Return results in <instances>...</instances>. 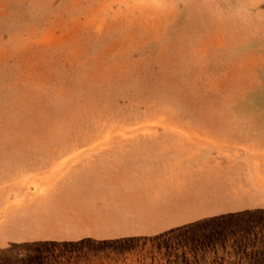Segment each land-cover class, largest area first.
I'll return each instance as SVG.
<instances>
[{"label": "rangeland", "instance_id": "rangeland-1", "mask_svg": "<svg viewBox=\"0 0 264 264\" xmlns=\"http://www.w3.org/2000/svg\"><path fill=\"white\" fill-rule=\"evenodd\" d=\"M0 264H264V0H0Z\"/></svg>", "mask_w": 264, "mask_h": 264}]
</instances>
